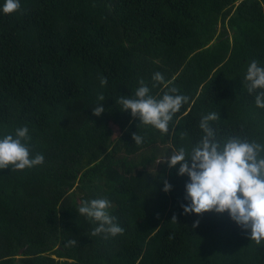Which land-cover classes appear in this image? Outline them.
Wrapping results in <instances>:
<instances>
[{
    "label": "trees",
    "instance_id": "trees-1",
    "mask_svg": "<svg viewBox=\"0 0 264 264\" xmlns=\"http://www.w3.org/2000/svg\"><path fill=\"white\" fill-rule=\"evenodd\" d=\"M4 3L0 138L26 126L45 160L0 170V264H264V242L227 212L184 213L190 178L166 162L191 152L213 112L219 141L264 145V108L244 80L251 61L264 67V0H20L10 15ZM156 72L190 98L167 135L116 103L141 79L161 97ZM100 198L123 235L93 236L98 222L78 213Z\"/></svg>",
    "mask_w": 264,
    "mask_h": 264
},
{
    "label": "clouds",
    "instance_id": "clouds-1",
    "mask_svg": "<svg viewBox=\"0 0 264 264\" xmlns=\"http://www.w3.org/2000/svg\"><path fill=\"white\" fill-rule=\"evenodd\" d=\"M2 11L6 15L22 13L20 0H5ZM152 80V87L163 85L166 89L161 97L151 95L150 88L141 79L134 97L121 96L116 103L122 106L124 112L131 110L132 117L141 121L140 125L151 126L167 135L174 116L189 103L190 98L178 94L179 89L172 86V81H166L160 72H156ZM244 80L248 93L255 94L256 106L264 108V67L259 66L256 60L251 61ZM107 83V78L101 75V86ZM98 100L104 101V95H99ZM104 112L102 104L93 108L96 116ZM218 119L220 115L214 112L203 115L199 123L204 133L201 140L190 153L180 147L166 162L170 168L180 165L178 174L190 178L185 196L190 203L182 205L185 214L227 212L242 229L250 230L251 241L260 245L264 242V145L240 137L219 141L210 125ZM132 136L137 146L144 143V137L138 133ZM30 141L26 126L17 128L15 135L7 134L0 138V170L11 168L12 171H23L43 165L45 158L42 154H36L34 158L31 156ZM171 189L172 185L164 180L163 190L168 192ZM111 207L108 199L100 198L85 201L78 208L80 215L98 222L92 231L93 236L103 233L107 239L123 235L125 230L115 223L116 217L108 211ZM172 220L177 221L175 216ZM68 243L74 245L77 242L70 240Z\"/></svg>",
    "mask_w": 264,
    "mask_h": 264
},
{
    "label": "rangeland",
    "instance_id": "rangeland-1",
    "mask_svg": "<svg viewBox=\"0 0 264 264\" xmlns=\"http://www.w3.org/2000/svg\"><path fill=\"white\" fill-rule=\"evenodd\" d=\"M158 161H160V160H158ZM158 161L155 163V166L154 167L150 168L151 172H155V170L157 168V165H158Z\"/></svg>",
    "mask_w": 264,
    "mask_h": 264
}]
</instances>
